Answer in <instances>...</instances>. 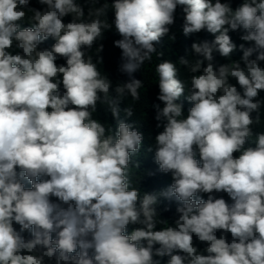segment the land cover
Masks as SVG:
<instances>
[{"label":"clouds","instance_id":"9594fccd","mask_svg":"<svg viewBox=\"0 0 264 264\" xmlns=\"http://www.w3.org/2000/svg\"><path fill=\"white\" fill-rule=\"evenodd\" d=\"M37 3L0 0V264H264V131H254L264 123V0ZM178 7L184 36L214 39L191 44L195 59L155 66L163 130L147 151L172 183L141 195L133 158L145 137L126 122L134 103L121 105L140 100L144 80L133 74L164 55L161 38L175 41ZM113 27L118 71L128 77L115 83L100 70L97 43ZM49 38L55 43L42 47ZM237 47L242 56L232 60ZM98 104L115 127L95 117ZM161 198L177 204L171 225Z\"/></svg>","mask_w":264,"mask_h":264},{"label":"trees","instance_id":"16d2710c","mask_svg":"<svg viewBox=\"0 0 264 264\" xmlns=\"http://www.w3.org/2000/svg\"><path fill=\"white\" fill-rule=\"evenodd\" d=\"M101 3H103V0H100ZM112 0H109V3H111ZM222 2H225V0H222ZM232 7H237L240 3H242V0H230ZM77 3L84 4V0H77ZM30 6L36 7V8H42L40 4L37 3V0H30ZM85 10H87V5L85 6ZM71 17H65V22L70 21ZM108 19L111 22L114 19L113 13L110 11L108 14ZM182 24H183V13L178 7L176 12V21L175 24L171 28V32L175 33L176 39L175 41H171L168 36H164L161 38L160 42L156 44V48L158 51H162L164 55L160 57L158 60L156 57H153V61L151 64H146L144 67V70H138L133 75L137 79L144 80V86L140 89V100L137 102H133L131 98H128L121 107H125L127 104H133L135 107V115L131 118H126V122L135 123L136 127L144 134V141L142 145L141 152L133 158V165L136 164V162H139V169L133 170L136 172V175L133 176V187H137L141 191V195H143L144 192H159L161 190L166 189L171 183H172V177L171 173H161L158 170V165L155 163L154 160V149L152 152L147 151L148 147L150 145H154V137L155 135L162 131L163 128H156L157 121L155 120V109L153 108V105L156 103H159L161 107H163V103L158 101L156 99L159 89H158V76L155 73V66L162 60H172L177 61L179 57L181 56H187L190 60L195 59V55L191 51V44L194 41L199 40H212L214 39L212 34L207 33L206 31H202L200 33L191 34L189 36H184L182 32ZM23 27H29L28 24H23ZM171 34V33H170ZM239 32H230V36L232 37V40L239 46L240 43H243L239 39ZM119 35L115 32V29L111 31H108L105 33L104 39L102 41H98L97 43H103L104 49L100 53V55L103 57V64L100 65L101 72H105L109 75V78L115 83L116 81H126L128 79L127 75L121 74L118 71V65L120 63V55L121 50L116 48L113 44V41L116 39H119ZM55 41L52 38H49L47 41H44L41 45L42 47H50L52 44H54ZM246 46H248L246 44ZM95 48V46H94ZM95 51V49H93ZM215 59L218 63H226L228 62L225 58L221 57L218 53H215ZM242 56V52L237 47V50L232 54L231 59L232 60H238ZM58 64L65 63L63 59H60L57 61ZM189 77V74L185 70H181L179 74V78L181 80H187ZM231 83L235 84V80H231ZM238 87V85H237ZM185 93L184 96L180 98L178 102L183 103L184 105V114L187 115V110L192 106L190 102L186 100ZM259 98L264 99V91H261L259 93ZM96 118L101 120V122H107L113 125L115 127L116 121L112 117L111 113L106 110V107L104 105L98 104V111L96 114H94ZM255 116V113H253ZM261 116L262 120H264V108L261 109ZM121 119H125L123 112H121ZM254 131H264V123H262L261 126L255 128ZM254 146V145H253ZM199 157L197 156V159ZM151 173V174H150ZM27 187H30L29 184L26 183ZM204 199H207V194H201ZM217 198L220 196H223L225 200L231 204L232 201L227 196L226 193H217ZM55 200V198H52ZM176 202L175 200H167L164 198H161L160 203L157 205L158 211L161 213V217L168 220L169 224H173L174 220L177 218L176 214ZM168 208V211H164L165 208ZM133 227H136L134 225H129L128 231L130 232ZM159 227H164V225H159ZM18 228V226H17ZM157 229V230H158ZM26 236H28V233H25ZM219 235V233H217ZM230 239V234H229ZM195 240V237H194ZM197 246L200 249H203L205 247V244L196 241ZM158 247V245H157ZM168 257L162 258V264H165Z\"/></svg>","mask_w":264,"mask_h":264}]
</instances>
